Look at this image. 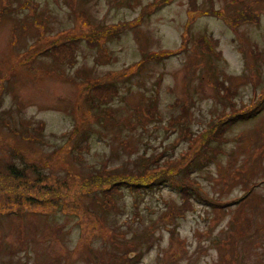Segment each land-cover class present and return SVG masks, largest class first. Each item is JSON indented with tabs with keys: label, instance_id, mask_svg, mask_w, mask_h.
I'll list each match as a JSON object with an SVG mask.
<instances>
[{
	"label": "rangeland",
	"instance_id": "374dc122",
	"mask_svg": "<svg viewBox=\"0 0 264 264\" xmlns=\"http://www.w3.org/2000/svg\"><path fill=\"white\" fill-rule=\"evenodd\" d=\"M263 85L264 0H0V264H264Z\"/></svg>",
	"mask_w": 264,
	"mask_h": 264
},
{
	"label": "trees",
	"instance_id": "16d2710c",
	"mask_svg": "<svg viewBox=\"0 0 264 264\" xmlns=\"http://www.w3.org/2000/svg\"><path fill=\"white\" fill-rule=\"evenodd\" d=\"M25 2H26V5H28L29 7L35 8V5L32 2H30V1H25ZM246 19H248V20L254 19V22H256L259 19L258 13H256V12H252V14H249L248 13L246 15ZM139 22H140V17H138L136 19V21L134 22V24H137ZM132 25H133L132 23H118L116 25V29H114L113 26H108V27L103 28L104 29L103 32H100V33L101 34H105V36H108L110 34L111 35V38H115V36L119 35L125 29H127L129 27H132ZM95 34L97 36H99V31L96 32ZM108 38H110V37H107L105 40H107ZM205 39H206L205 37L199 38V40L197 42L198 45L200 47H202L203 51L206 54L212 55V56H216L218 59H221V55L214 48V45H212L211 42L205 41ZM208 40L211 41L210 39H208ZM96 46H97V42H95V41L93 42L92 41L90 48H94ZM52 48H57V46H53ZM48 53H52V51H48ZM72 53H74V51ZM157 55L158 54H155L153 56H157ZM72 60L74 61V58L73 57H72ZM110 87L116 92V90H115V88L113 86H110ZM214 87H215V89H217V93L218 94H220V93H222L224 91V89L222 87V82H219V80L216 81V82H214ZM262 88L263 89H262L261 92H257L258 93V96L256 97L255 100H253L254 102H252L251 105H249L246 109H244L245 111L243 109H240V110H242L244 112L238 110L235 113H230L228 115H224V116H222V117H224V121L221 118L218 119V121L220 123V124H217L218 127L212 128V126H210L209 130H207V131H210L211 132L210 135H209V137L211 138L212 132L214 133L213 136H212L213 138H216L220 134H223L224 135L225 130L223 131V129H226L229 125H231L232 123H234V122H236L238 120H245V119H253V118H255L259 114V112L261 111L262 106H264V85L262 86ZM87 89H88L87 90V93L89 95L90 102L92 103V105L95 104V105H100L101 106V105H104V104H106L108 102H111V100H112L111 97L108 98L107 100L100 99V97L97 95L99 92H102V91L109 92V89L107 87H105V85L102 84V83H98V82H96V83H90V84L87 85ZM226 91H227V89H226ZM219 96H221V95H219ZM95 100H97V102H95ZM234 109H237V108H234ZM200 150H201V147H198L196 149V152H200ZM190 159H191V157H190ZM197 159L200 160V158L196 155V157L194 158V162ZM193 163H191V165H189L187 168L185 167V169H181V171L175 170L176 175H178L180 173V179H176V184L178 186L177 191H178V193H180V197H181V200H182V203L178 207L177 213L178 214L180 213L181 216L184 215V213L186 211L191 210V202H190V199H191V197L194 194L196 196H198L202 201H204L207 205L209 203V201L206 200V198H204V196L197 191V189L194 187V182L191 180L192 177H191L190 168H191V166H192ZM157 164H158V162L157 161H154V165H157ZM148 168H149V166H148ZM34 170L36 171L35 168H34ZM168 170H169L168 172L173 171L171 168H168ZM10 171L12 172L13 177L16 178V179H22V180H24L25 178L27 179V177H28V176L25 175L26 174V172H25L26 170H23V172H22L21 170H18V169H16V170L10 169ZM36 173H37V175H40L41 176V173L40 172L36 171ZM146 174L147 173H145L144 175H137V174H128V175H125L124 177H121V178H119L117 180L116 186L118 188L122 187L120 185V180H121L126 185H128V184L135 185L136 184V187H137V185L139 183L138 182V178H142ZM114 175H118V174L116 173V174H111V175H107V176H113V177H115ZM155 181H156L155 178L150 179V181H148V184L145 183V184H142V186L144 188L149 187V186H152L155 183ZM191 181H192V184H191ZM149 182H152L151 185H149ZM114 186L115 185H112L110 187H107L106 188V191H104L103 193L107 192V190H109V191L111 190L112 191V190L116 189V188H114ZM118 188H117L116 192L119 190ZM31 199L33 200V202H34V200H35V202H39V200L36 199L35 197H32ZM209 204H210V206H219V205H214V204H211V203H209ZM220 207H222V205ZM8 209H9V207H8ZM171 234H174V231L171 232Z\"/></svg>",
	"mask_w": 264,
	"mask_h": 264
}]
</instances>
